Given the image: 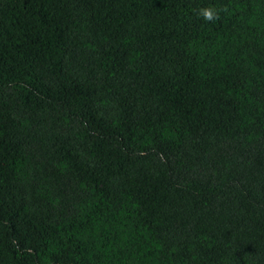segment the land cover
Returning a JSON list of instances; mask_svg holds the SVG:
<instances>
[{"label": "trees", "instance_id": "trees-1", "mask_svg": "<svg viewBox=\"0 0 264 264\" xmlns=\"http://www.w3.org/2000/svg\"><path fill=\"white\" fill-rule=\"evenodd\" d=\"M0 264H264V0H0Z\"/></svg>", "mask_w": 264, "mask_h": 264}, {"label": "clouds", "instance_id": "clouds-1", "mask_svg": "<svg viewBox=\"0 0 264 264\" xmlns=\"http://www.w3.org/2000/svg\"><path fill=\"white\" fill-rule=\"evenodd\" d=\"M198 15L205 22H213V21L219 19V13L214 7L200 8L198 11Z\"/></svg>", "mask_w": 264, "mask_h": 264}, {"label": "bare ground", "instance_id": "bare-ground-1", "mask_svg": "<svg viewBox=\"0 0 264 264\" xmlns=\"http://www.w3.org/2000/svg\"><path fill=\"white\" fill-rule=\"evenodd\" d=\"M215 192V191H214Z\"/></svg>", "mask_w": 264, "mask_h": 264}]
</instances>
